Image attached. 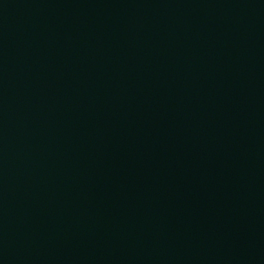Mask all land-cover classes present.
<instances>
[{"label":"water","instance_id":"water-1","mask_svg":"<svg viewBox=\"0 0 264 264\" xmlns=\"http://www.w3.org/2000/svg\"><path fill=\"white\" fill-rule=\"evenodd\" d=\"M0 264H264V0H0Z\"/></svg>","mask_w":264,"mask_h":264}]
</instances>
